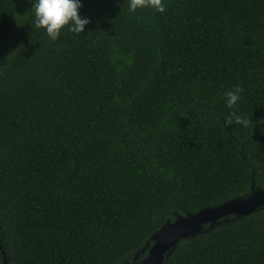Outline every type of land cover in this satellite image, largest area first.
I'll use <instances>...</instances> for the list:
<instances>
[{
	"label": "trees",
	"instance_id": "1",
	"mask_svg": "<svg viewBox=\"0 0 264 264\" xmlns=\"http://www.w3.org/2000/svg\"><path fill=\"white\" fill-rule=\"evenodd\" d=\"M161 3L81 0L53 41L0 0V264H141L178 216L264 191V0ZM227 219L164 264H264V207Z\"/></svg>",
	"mask_w": 264,
	"mask_h": 264
},
{
	"label": "water",
	"instance_id": "2",
	"mask_svg": "<svg viewBox=\"0 0 264 264\" xmlns=\"http://www.w3.org/2000/svg\"><path fill=\"white\" fill-rule=\"evenodd\" d=\"M264 207V191H253L245 199L226 202L214 208L204 209L194 215L178 216L175 221L165 224L153 235V246L149 249L147 257L141 264H164L165 259L176 248L181 240L193 238L205 232L222 220L234 216L242 218L254 214ZM3 264H9L5 252Z\"/></svg>",
	"mask_w": 264,
	"mask_h": 264
},
{
	"label": "clouds",
	"instance_id": "3",
	"mask_svg": "<svg viewBox=\"0 0 264 264\" xmlns=\"http://www.w3.org/2000/svg\"><path fill=\"white\" fill-rule=\"evenodd\" d=\"M33 10V26L43 28L50 40L55 41L62 29L72 33H81L88 19L78 12L81 0H31ZM151 7L157 12L163 11L161 0H128V10L135 11L138 8ZM242 88L239 84L233 90L224 93V103L232 108L240 98ZM241 124L247 126L249 121L239 115H230L225 118V124Z\"/></svg>",
	"mask_w": 264,
	"mask_h": 264
},
{
	"label": "rangeland",
	"instance_id": "4",
	"mask_svg": "<svg viewBox=\"0 0 264 264\" xmlns=\"http://www.w3.org/2000/svg\"><path fill=\"white\" fill-rule=\"evenodd\" d=\"M236 219H238V218H236ZM228 219H226V220H224V221H227ZM217 224H215L213 227H215Z\"/></svg>",
	"mask_w": 264,
	"mask_h": 264
}]
</instances>
